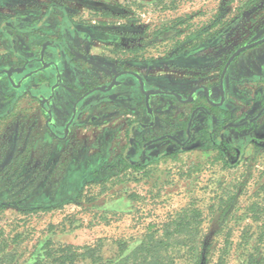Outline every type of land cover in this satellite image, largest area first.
<instances>
[{"label":"flooded vegetation","instance_id":"obj_1","mask_svg":"<svg viewBox=\"0 0 264 264\" xmlns=\"http://www.w3.org/2000/svg\"><path fill=\"white\" fill-rule=\"evenodd\" d=\"M39 11L15 15L0 29V123H16L9 140L22 144L19 168H28L24 159L36 152L25 146L29 131H18L19 122L8 115L18 103L30 104L43 118L41 137L50 145L37 152L32 169L45 172L44 179L60 170L138 169L201 149L235 165L248 150L264 151V18L227 52L203 47L179 52L169 45L147 60L101 39L122 36L75 19L62 4ZM196 16L198 9L186 19L191 30L177 36V43L229 38L216 32L220 22L228 23L224 18L199 28ZM96 41L108 49L92 52ZM81 130L90 134L81 137ZM11 149L0 169L12 159Z\"/></svg>","mask_w":264,"mask_h":264},{"label":"rangeland","instance_id":"obj_2","mask_svg":"<svg viewBox=\"0 0 264 264\" xmlns=\"http://www.w3.org/2000/svg\"><path fill=\"white\" fill-rule=\"evenodd\" d=\"M55 2L67 7L76 19L94 21L103 30L120 34L115 47L139 52L147 60L157 58L169 45L179 52L192 47L227 52L243 44L257 28L256 21L264 18V0H0V29L15 15L43 13ZM197 9L196 26L224 18L228 23L220 22L216 32L221 30L229 38L216 43L202 39L177 43V36L191 30L186 19ZM106 14L115 18H104ZM21 104L8 115L19 122L18 131H29L31 138L25 146L34 147L36 155L24 159L28 168H19L16 152L22 144L9 140L16 123H0V164L8 147L13 153L8 165L0 169V264H35L45 250L67 245H89L102 260H116L139 245L148 232L162 234L168 218L184 210L198 214L194 218L198 226L194 223L189 229L199 237L193 245L175 244L181 253L172 264H188L192 257L185 251L190 246L201 251L200 264H242L255 251L264 255L262 149L248 150L235 165L221 160L215 151L201 149L138 169L60 170L45 180V172L32 169L38 153L50 145L41 137L43 118L37 117L30 104ZM79 134L85 137L90 132ZM40 180L46 182L39 188ZM182 253L187 256L180 257ZM75 264L89 261L78 259Z\"/></svg>","mask_w":264,"mask_h":264},{"label":"trees","instance_id":"obj_3","mask_svg":"<svg viewBox=\"0 0 264 264\" xmlns=\"http://www.w3.org/2000/svg\"><path fill=\"white\" fill-rule=\"evenodd\" d=\"M188 213V210H184L183 214H178L173 218L169 217L160 232L162 234H158L156 230L148 232L139 245L116 260H102L97 254L94 255L96 252L89 245L82 247L67 245L53 251H51L52 249L45 250L35 264H75L78 259L88 260L89 264H172L174 257L181 253L173 246L193 245L199 237L197 231L189 229L194 223L198 226L199 223L194 220L198 214H195V211L191 215ZM190 248V250L185 251L186 253L189 252L190 257H192L188 264H200L203 260L201 251L196 250L194 246H190ZM186 253H182L180 257H186ZM263 263L264 255L260 251L249 254L247 260L242 262V264Z\"/></svg>","mask_w":264,"mask_h":264},{"label":"crops","instance_id":"obj_4","mask_svg":"<svg viewBox=\"0 0 264 264\" xmlns=\"http://www.w3.org/2000/svg\"><path fill=\"white\" fill-rule=\"evenodd\" d=\"M103 17L104 18H115V17H112V15H110V14L103 15ZM86 23H87V25L93 24L94 25V28H100L101 30H103L102 27H100L99 24L96 23V22H94V23L93 22H86ZM103 23H105V22H103ZM79 24H81V23H79ZM103 31L106 32V33H110L109 31H105V30H103ZM115 37H116L115 35H111L110 37H106V38L103 36V37H101V39H104L105 41H108V42L114 41L115 43L116 42H119L121 40V39L120 40H117V38H115ZM102 49H105L106 50L108 48H105V46L103 45V43L101 44V42L96 41L94 43V48H92L91 51L94 52V53H98ZM122 119L123 118L120 117L119 119L114 120V121H115V123L117 122V123L120 124ZM84 171L87 172L88 170H84Z\"/></svg>","mask_w":264,"mask_h":264},{"label":"water","instance_id":"obj_5","mask_svg":"<svg viewBox=\"0 0 264 264\" xmlns=\"http://www.w3.org/2000/svg\"><path fill=\"white\" fill-rule=\"evenodd\" d=\"M241 49H243V48H241ZM241 49H240V50H241ZM238 51H239V50H238ZM238 51H237V52H238ZM237 52H236V53H237ZM141 87H142V82H141Z\"/></svg>","mask_w":264,"mask_h":264}]
</instances>
